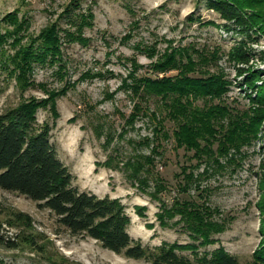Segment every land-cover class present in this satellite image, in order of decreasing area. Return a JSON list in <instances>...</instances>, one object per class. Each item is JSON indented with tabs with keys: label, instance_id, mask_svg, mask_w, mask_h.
<instances>
[{
	"label": "rangeland",
	"instance_id": "obj_1",
	"mask_svg": "<svg viewBox=\"0 0 264 264\" xmlns=\"http://www.w3.org/2000/svg\"><path fill=\"white\" fill-rule=\"evenodd\" d=\"M88 11L93 18L82 28L88 41H67L64 30L73 31L71 21ZM261 16L251 18L259 38L249 41L253 56L246 67L259 70L263 80ZM52 23L62 36L61 55L38 60L41 31ZM242 37L205 0H0V113L30 103L37 128H48L72 184L116 199L129 217L127 232L143 246H183L176 253L192 261L224 250L237 264H264L258 188L264 118L252 131L254 94L231 53ZM172 57L171 66L164 65ZM182 64L191 78L225 81L219 96L195 101L230 109L215 123L208 164L194 150L176 146V123L165 116L159 97L142 99L122 85L124 79L132 83L129 72L135 78L174 77ZM136 102L142 110L132 119ZM232 120L244 132L221 144ZM0 239V264H153L73 236L49 210L3 189Z\"/></svg>",
	"mask_w": 264,
	"mask_h": 264
},
{
	"label": "trees",
	"instance_id": "obj_2",
	"mask_svg": "<svg viewBox=\"0 0 264 264\" xmlns=\"http://www.w3.org/2000/svg\"><path fill=\"white\" fill-rule=\"evenodd\" d=\"M205 4L217 12L227 26H233L244 35L232 45L231 53L232 59L239 65L236 68L238 75H244V84L254 94L250 97L253 109L248 117L254 131L264 118V79H261L259 70L250 72L246 65H249L253 56L249 41L258 42L259 38V31L255 30L251 18L264 17V0H205ZM250 9L253 12L249 15L246 10ZM90 18H93V13L88 11L80 13L74 22L71 21L75 29L64 30L66 40L85 44L88 39L82 36V28L90 25ZM262 33L264 35V28ZM40 37L44 47L38 60L44 59L47 54L52 58L61 55L62 36L59 35L56 23L47 25ZM173 62L174 57L169 58L164 65L168 67ZM161 66L163 64L157 67ZM186 67L182 64V69L174 77L135 78L134 73L129 72L128 78H131L132 83L128 84L124 79L122 85L142 99L159 97L166 111L165 116L176 123L173 130L176 146L194 150L193 156L208 164L218 133L215 123L221 121L230 109L227 105L208 102L198 107L195 101L219 96L225 81L219 77L208 80L191 78L186 74ZM258 81H262V84L258 85ZM34 109L30 103H25L0 113V189L17 192L37 202L40 208L49 210L56 217L58 225L69 234L92 238L102 247L129 258L147 259L153 264H237L236 259L224 250L217 251L211 257L202 256L192 261L176 253L175 249L183 246H162L152 250L130 237L127 232L129 217L116 199L99 197L72 184L73 175L58 158L48 128H37ZM141 110V104L136 102L130 117L134 119ZM152 115L156 117L155 112ZM234 122L232 120L229 123L230 128L221 144L232 142L237 130H240V135L244 132ZM152 151L156 152L155 146ZM147 161L152 163L153 160ZM260 168L262 171L258 176V188L260 204L263 205L264 155ZM188 179L190 184L195 182L192 175Z\"/></svg>",
	"mask_w": 264,
	"mask_h": 264
}]
</instances>
